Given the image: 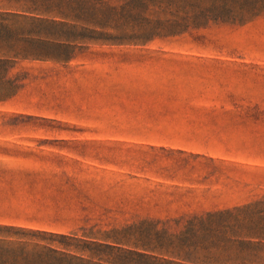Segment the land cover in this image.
<instances>
[{"label":"rangeland","instance_id":"obj_1","mask_svg":"<svg viewBox=\"0 0 264 264\" xmlns=\"http://www.w3.org/2000/svg\"><path fill=\"white\" fill-rule=\"evenodd\" d=\"M130 1L0 0V264H264V0L184 31Z\"/></svg>","mask_w":264,"mask_h":264},{"label":"trees","instance_id":"obj_2","mask_svg":"<svg viewBox=\"0 0 264 264\" xmlns=\"http://www.w3.org/2000/svg\"><path fill=\"white\" fill-rule=\"evenodd\" d=\"M17 2L24 1L26 5L15 10L20 14H9L8 20L12 18H19L21 20H31V21H39L37 18L29 17L24 14H45L52 15V12H58L61 16L65 17L67 14L72 13L76 15H81L86 13L89 9H94V5L98 0H15ZM166 0H131L129 3H126L123 7L119 9V11H123L124 9L130 11H138L137 14L140 15L145 21L146 25L151 24L150 20H147L142 16L149 9H153L155 11L159 10L161 13H169V9L180 10L181 12V25L179 22L174 19H167L164 21L158 22L160 29L166 28H179L181 31L188 29L189 27H195L207 21H229V19L236 18V16L240 14H245L252 10V4L256 1L252 0H173L174 2L164 3ZM54 2L55 5L51 3ZM65 4L67 9L70 12H61L57 10L59 4ZM104 17L108 18L110 16L115 15V10L113 8H103ZM234 20V19H233ZM19 32L26 34L24 30L20 29ZM17 32V33H19ZM29 54H35V51L27 52ZM28 54V55H29ZM254 237H259L254 234ZM26 254V253H25ZM13 257V254L10 255ZM18 255H16L17 257ZM4 256H2L3 258ZM141 259L145 264H147V258L145 256L139 255L137 256ZM21 264H42V262L34 260L31 262L28 260L26 255L23 257V261Z\"/></svg>","mask_w":264,"mask_h":264}]
</instances>
